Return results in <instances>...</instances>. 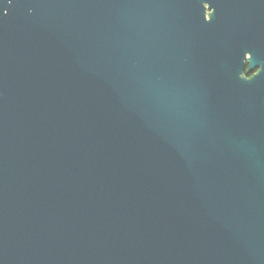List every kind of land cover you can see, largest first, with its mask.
<instances>
[{
	"label": "water",
	"instance_id": "1",
	"mask_svg": "<svg viewBox=\"0 0 264 264\" xmlns=\"http://www.w3.org/2000/svg\"><path fill=\"white\" fill-rule=\"evenodd\" d=\"M205 4L0 0V264H264V111Z\"/></svg>",
	"mask_w": 264,
	"mask_h": 264
},
{
	"label": "flooded vegetation",
	"instance_id": "2",
	"mask_svg": "<svg viewBox=\"0 0 264 264\" xmlns=\"http://www.w3.org/2000/svg\"><path fill=\"white\" fill-rule=\"evenodd\" d=\"M217 3L212 9L205 5L206 18L213 12L218 23ZM227 5V40L216 41L213 59L226 64V78L244 82L249 103L264 111V0H227Z\"/></svg>",
	"mask_w": 264,
	"mask_h": 264
}]
</instances>
